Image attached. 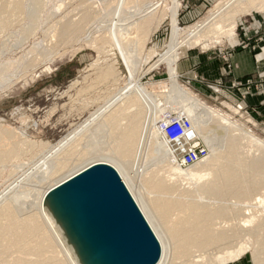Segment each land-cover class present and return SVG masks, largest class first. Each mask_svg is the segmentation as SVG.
I'll use <instances>...</instances> for the list:
<instances>
[{
    "label": "bare ground",
    "instance_id": "1",
    "mask_svg": "<svg viewBox=\"0 0 264 264\" xmlns=\"http://www.w3.org/2000/svg\"><path fill=\"white\" fill-rule=\"evenodd\" d=\"M33 1V6L35 5L37 10L40 9L42 0ZM170 1L171 0H117L115 13L111 19L109 18V22L106 24L104 30H102L103 35L99 41L94 43V48L98 50L99 54L103 52H117L119 59L108 64L107 68H104V71L101 72V74L99 73V76L97 75L98 81L96 83L97 85H105L109 89L110 87L117 86V83L122 79L125 83L118 87L116 91L115 89L117 87H115L114 94L112 93V95L109 96L110 98L105 101L106 104L103 108H99L94 118L86 121L84 125L74 130L69 136L59 140V142L49 150V158H51L54 164L49 175L61 172L68 167L69 160H62L60 156L75 152L84 138H89L90 140L86 139V141H91V143L89 148L84 151L83 156L92 153V147L97 144L100 148L99 150L103 152V155L98 159L95 158L79 166L74 169V171H68L69 173L64 175L60 180H57L50 186L48 185L49 187L44 190V192L41 191L42 193H39L36 198L38 200L36 203L37 213L31 211L32 214H30L28 212L30 215L27 213L28 216L25 218H22L18 214L19 211L13 204V202L17 203L18 200L19 202L21 201V197L19 199V196L22 193L20 192V194L18 190H16L17 187H14L16 191L12 192L13 189H11L10 192L12 193L9 195L8 193H1L0 264H78L71 251L64 244L60 232L57 230L50 214L45 210V194L50 188L96 162H106L113 165L121 176H125V178H122L126 183V177H128L129 181L130 176L128 171L126 175H124L122 164L127 163V159H131L137 155L143 141H163L161 145H151L148 143L145 156L148 162H152L151 165L161 159L172 160L170 149L167 147L159 128L154 124L155 127L153 126L154 128L150 130V124H152L150 121L164 118L167 113L170 115L178 114L187 116L189 120L192 121L194 132L198 134L211 149L214 147L212 144H215V137L209 133L208 129L210 127L208 125L207 128L206 119L209 117H216V119L222 120L226 124L224 128L228 131L230 128L237 126L235 122H231L229 118L221 114L219 110L206 105V103H203L196 96H193L191 92L186 91V89L185 91L180 90L178 93V98H181V101L177 102L175 100L171 103H167V105L162 104V107L158 104L159 100L153 97V91L147 86H143V84L137 80V59L146 57V43L167 18V6ZM0 4H3L2 10L5 14V17L2 19L0 18V23L5 24L10 21V19L8 20V16L20 14L23 11L22 9H24L23 7L26 6L24 0L8 1L7 3L0 1ZM29 4H27V6ZM179 6L180 4L178 3L173 9V13L178 10ZM261 11H264V0H220L203 20L196 24H194V22V25L187 26V28L181 30L170 42L169 49L166 50V53L157 59L151 66L155 67L159 63L168 60L172 63L173 61L175 62L176 57L183 47L195 48L206 44H218L221 42L232 43L238 18L252 14L253 12ZM33 12H35V10ZM56 24L54 25L56 26ZM69 26L70 25H68V27ZM82 26L84 27V25ZM79 28L81 29V27ZM65 30L67 29L63 31ZM81 35H83V33H80V36ZM35 46L37 45H34L33 48L26 52L27 54L20 56L16 62H9L0 66V87L2 86V89L4 84L9 87V84H12V80L16 81L17 79L19 80V78L25 80L27 76H32V74H34L35 71L32 68L34 67L33 59H35L34 56L36 54L30 58L29 55L33 54ZM57 49L59 48H56V51ZM56 51L54 52L56 53ZM43 52L42 50V53ZM146 54L148 55L146 62H148V59L154 55V52L153 50H148ZM42 55H40V57ZM54 57H56V55ZM25 59L30 61L24 63ZM43 61L44 60H42V63ZM94 64L95 62L93 66ZM30 69L34 72L31 70L30 73ZM34 69L36 70L35 67ZM76 84H78V80L74 81L71 85L73 86ZM97 85L94 84L86 88L84 93L92 92ZM4 88L6 87L4 86ZM166 102H169V100ZM160 107L161 109H159ZM161 115L163 117H160ZM95 120L103 124V134L100 136L101 139H107V141L110 142L113 141L112 143L109 142L106 147L100 144L98 138L89 133L90 127L96 122ZM124 121H126V124L123 123ZM223 122L220 123L223 124ZM236 129L240 131V137L241 134L243 135L244 141H254V148H256L257 151L260 150L261 154L257 156L253 155L252 158L248 160V157L244 156V154H242L243 152L241 153L240 151L242 142H239L241 141L239 135L237 134V137L236 135L227 136L225 138L226 148L224 151L219 152L216 148L209 150L210 152L212 151L213 154V158L210 157L212 161L208 169L209 176L204 179L202 184L197 186L196 189L191 190L187 188L189 190H184L186 188H179V186H176V182H170L172 183L170 184L166 182L164 176H159L157 173L142 185L145 192L143 197L144 201L141 202L139 194L133 189V184L131 182L128 184L126 183L161 243L162 254L157 264H170L169 260L171 258L183 259L178 262L171 261V264H226L238 260L251 246L248 241L236 244L238 248L231 246L234 238L241 235L243 230H245L246 234H249L248 231L250 229H246L245 227L244 229L242 228L241 232V229H237L232 224L223 227L221 226L223 220L220 222L219 227V220L226 217L231 211H229L228 206L223 205H220L219 208L215 210L212 208L213 202L211 203L212 200L218 199L217 201H221L223 198L221 193H228V196L236 193V198L239 200L249 199L260 190V188L254 189L259 187L258 184L264 185V142L257 138L251 131L246 132V130L238 126ZM98 130L100 129H96L95 132ZM224 130L225 129H222V131L220 130L218 133L222 134ZM216 135L218 134L216 133ZM43 142L39 144L45 147L46 143ZM36 144L34 139H25L17 134L14 129L0 126V164L5 163L19 153H21V155L26 151L28 153V150L34 146L36 147ZM145 146L140 148L141 154L146 150ZM108 151L114 154L116 158H111ZM216 151L218 153H216ZM151 165L149 164V166ZM149 166L147 165V168ZM215 166H218V168H215ZM38 167H40V165ZM42 167H45L47 170L49 169L45 163L42 164ZM144 169H146V167ZM153 170H155V168ZM23 179L24 177L18 182L21 183ZM239 183H243L242 186L244 189L241 191L236 189ZM252 183L257 184V186L255 187ZM252 185L254 187H252ZM242 186L240 187L242 188ZM5 194L8 196L5 197ZM260 202L264 203V197ZM233 209L236 210L235 207H233ZM259 218L260 224L262 222L261 219L264 220V215L262 217H257V214H252L247 216V221L245 222H253ZM255 244H257V242ZM225 245H228L227 250L229 251H222ZM211 249L213 251L211 253L213 256H206ZM255 251H253V256L256 260V264H264V248L258 253Z\"/></svg>",
    "mask_w": 264,
    "mask_h": 264
},
{
    "label": "rangeland",
    "instance_id": "2",
    "mask_svg": "<svg viewBox=\"0 0 264 264\" xmlns=\"http://www.w3.org/2000/svg\"><path fill=\"white\" fill-rule=\"evenodd\" d=\"M0 1L7 3L8 1L14 0ZM30 1L31 0H24L26 6L23 7V11L20 14L8 16V20L10 19V21L7 24L0 23V66L9 62H16L20 56L27 54L26 52L33 48L34 45H37L35 46L33 54L29 55L30 58L36 54L34 56L35 59H33V65L36 70L33 66V68H31L35 72L30 69V73L32 70L34 74H32V76H27L25 80L23 78H19V80L17 79L16 81L12 80V84H9V87L6 84L3 85V89L2 86L0 87V126L12 128L20 136L28 140L34 139L37 143L36 147L34 146L29 149L31 151L28 150V153L27 151L22 155L19 153L5 163L0 164V195H2L1 193H8L9 195L16 190L22 193H20L21 195L19 196V199L21 197V201L19 202L18 200L17 203L13 202L14 207L19 211L18 214L22 218L32 214L31 211L37 213L36 203L38 200L36 198L39 193L41 194L44 192L50 185L60 180L69 172L74 171V169L79 166L95 158L98 159L103 155V152L99 150L100 148L97 144L92 147V153L83 156L84 151L89 148L91 143V141H86V139L88 140L89 138H84L75 152L60 156L62 160H69L68 167L61 172L49 175L54 165L51 158H49V150L57 144L59 140L69 136L74 130L84 125L86 121L94 118L99 108H103L106 104L105 101L110 98L109 96H111L112 93L114 94L115 87H117L115 89L116 91L118 87L125 83L123 79L120 80V83H117L119 86L112 87L113 90L111 87L109 89L105 85H97L96 83L98 81L97 77L104 71V68L106 69L108 64L119 59L117 52H103L99 54L98 50L94 48V43L99 41L103 35L102 30H104L106 24L115 13L117 0H40L42 3H40L41 8L38 10L35 5L33 6V0ZM219 1L220 0H171L167 6V18L146 43V52H148V50H153L154 55L148 59V62H146L148 57L146 52V57L137 59L139 62L136 63L137 80H139L143 86H147L153 91V97L159 100L158 104L162 107V104L167 105V103H171L175 100L177 102L181 101V98H178V93L180 90L185 91L186 89V91L191 92L193 96H196L203 103H206V105L219 110L220 113L227 116L231 122H235L238 127L246 130V132L251 131L257 138L264 142V102L262 107H259L253 105L248 98L249 95L254 94V91H260L264 87V73L249 76L244 80L236 79L231 84V91H228V87L224 82H221V85H219L217 81L198 78L194 73H181L180 68H178V64L184 61L185 57L191 52H197L201 53V55L210 56V58H214L219 63H223L233 69L235 66L231 59L232 53L245 45H250L249 42L252 40L250 37H246L247 35H251L259 23H262L264 28V11L253 12L252 14L239 17L232 43L221 42L218 44H206L195 48L183 47L176 57L175 62L173 61L172 63L168 60L159 63L156 65L157 67L151 66L157 59L166 53V50L169 49L170 42L181 30L203 20ZM178 3L180 6L178 10L173 13V9ZM27 4L29 5L27 6ZM2 6L3 4H0L1 19L5 17ZM33 9L35 12H33ZM54 24H56V26ZM68 25L70 26L68 27ZM82 25H84V27ZM79 27H81L82 30ZM64 29L67 30L63 31ZM80 33H83V35L80 36ZM56 48L60 50L57 49L56 51ZM42 50L44 51L43 53ZM54 51H56V53ZM53 52L56 57H54L55 55ZM39 54L43 55L40 57ZM42 60H44L43 63ZM27 61L30 60L25 59L24 63ZM94 62L95 64L93 66ZM76 80H78V84L72 86L71 84ZM94 84L97 85L93 90L94 92L92 91L85 94L84 90ZM4 86L6 88H4ZM215 87L220 90L216 92ZM165 100H169V102ZM159 109H161V107ZM160 117L163 116L161 115ZM159 119L160 118L150 121V123L153 124H150V130L156 126V121ZM220 122L223 121L218 118L216 119V117H209L206 119L207 128L208 125L210 127L208 129L209 133L215 137V144H212L214 146L212 149L216 148L219 152L225 150V138L227 136L236 135L237 137L240 134V131L236 129L237 126L230 128L228 131L224 128V125L226 126L225 122H223V124ZM123 123L126 124V121ZM102 125L100 121L94 122L89 129V133L98 138L100 144L106 147L110 141L101 139L100 136L103 134ZM96 129L100 130L95 132ZM222 129H225L223 133H218L220 130L222 131ZM216 133L218 135H216ZM239 139L241 140L239 142H242L240 151L241 153L243 152L242 154H244V156L248 157V160L251 159L253 155L257 156L261 154L260 150L257 151V149L254 148V141H244L242 134ZM43 141L46 143L45 147L40 145ZM112 142L113 141L110 143ZM162 142L163 141H143L140 148H143L147 144L145 146L146 150L142 153L143 155L139 148L135 157L127 159V163L122 164L124 175H126L128 171L130 176L129 181L128 177H126V183L128 184L131 182L133 184V189L139 194L141 202L144 201L143 197L145 192L142 185L157 173L159 176H164L166 182H176V186H179V188H186L184 190H189L187 188L191 190L196 189V187L202 184L203 180L209 176L208 169L210 168L209 165L213 158L212 151H209L212 155L208 154L206 158L188 168H181L176 165L173 160L168 159L158 160L151 165L152 162H148L145 156L148 143L151 145H161ZM210 149L211 147L209 146V150ZM217 151L216 153H218ZM108 154H110L111 158L115 157L114 154L109 151ZM210 157L212 158L210 159ZM43 163L48 166V170L42 167ZM149 164L151 166H149ZM39 165L40 167H38ZM147 165L150 169L149 167L147 168ZM145 167L147 170L144 169ZM154 168L155 170H153ZM215 168H218V166H215ZM23 177L25 179H23L24 182H18ZM122 177L125 178V176ZM242 184L243 183H239L237 188L235 185L234 187L241 191L244 189ZM252 184L255 185V187L257 186V184ZM253 185L252 187H254ZM258 185L259 187L254 189L260 188V190L249 199L239 200L236 198V193L229 196L228 193H221L223 197L221 201H217L218 199L211 201V203L213 202V209L217 210L220 205H223L228 206L229 211H231H228L229 214L219 220L218 225L223 220L221 223L223 227L232 224L237 229H241V232L242 228L244 229L246 227V229H250L248 231L249 234H246L245 230H243L242 234L240 233L241 235L233 239L234 241L231 245L234 248H238L236 244L248 241L250 243L249 245H251L249 249L238 260L226 264H256L253 251L256 250L255 252L258 253L264 248V220L261 219L262 222L260 224V218L253 222H245L247 221V216L252 214H257V217H262L264 215V203L260 202L264 197V185ZM240 186H242V188ZM14 187H17L16 190H14ZM11 189H13L12 192H10ZM8 195L5 194V197ZM233 207H235L236 210L233 209ZM256 242L257 244H255ZM227 248L228 245H225L222 251H229ZM212 252L211 249L206 256H213L211 254ZM179 260L182 261L183 259L171 258L169 263L178 262Z\"/></svg>",
    "mask_w": 264,
    "mask_h": 264
},
{
    "label": "water",
    "instance_id": "3",
    "mask_svg": "<svg viewBox=\"0 0 264 264\" xmlns=\"http://www.w3.org/2000/svg\"><path fill=\"white\" fill-rule=\"evenodd\" d=\"M61 238L78 264H157L161 243L119 171L93 163L44 197Z\"/></svg>",
    "mask_w": 264,
    "mask_h": 264
},
{
    "label": "crops",
    "instance_id": "4",
    "mask_svg": "<svg viewBox=\"0 0 264 264\" xmlns=\"http://www.w3.org/2000/svg\"><path fill=\"white\" fill-rule=\"evenodd\" d=\"M250 45H245L232 53L233 69L219 63L216 59L210 58L201 53L191 52L184 61L178 64L181 73L196 74L198 78L211 81L224 82L228 91H231V84L234 80L246 79L249 76L264 73V28L262 23L258 24L251 35ZM252 44V45H251ZM199 84V83H197ZM249 101L256 106L262 107L264 102V87L260 91H254L249 95Z\"/></svg>",
    "mask_w": 264,
    "mask_h": 264
},
{
    "label": "built area",
    "instance_id": "5",
    "mask_svg": "<svg viewBox=\"0 0 264 264\" xmlns=\"http://www.w3.org/2000/svg\"><path fill=\"white\" fill-rule=\"evenodd\" d=\"M217 83L221 85L220 81ZM219 90L215 87L216 92ZM156 126L170 149L173 162L181 168H188L208 156L209 146L194 132L187 116L167 113L157 120Z\"/></svg>",
    "mask_w": 264,
    "mask_h": 264
}]
</instances>
